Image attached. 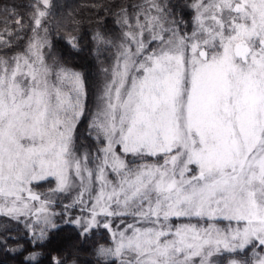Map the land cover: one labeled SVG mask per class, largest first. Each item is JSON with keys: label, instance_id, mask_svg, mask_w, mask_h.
I'll use <instances>...</instances> for the list:
<instances>
[{"label": "snow or ice", "instance_id": "snow-or-ice-1", "mask_svg": "<svg viewBox=\"0 0 264 264\" xmlns=\"http://www.w3.org/2000/svg\"><path fill=\"white\" fill-rule=\"evenodd\" d=\"M27 6L0 0V252L264 264V0L96 3L88 31Z\"/></svg>", "mask_w": 264, "mask_h": 264}, {"label": "trees", "instance_id": "trees-1", "mask_svg": "<svg viewBox=\"0 0 264 264\" xmlns=\"http://www.w3.org/2000/svg\"><path fill=\"white\" fill-rule=\"evenodd\" d=\"M29 2L30 0H3V3L8 6H18V11L24 16L26 21L30 13V9L27 6ZM122 2L123 0H54L56 7L53 9V17L49 27L54 30L59 29L63 31L65 28L71 27L73 21H76L81 25V31H88L93 27V24H90L89 21H95L98 11L93 9V4H119ZM103 18L108 23V26L112 27V18L109 17L106 12L103 13ZM57 47L59 48L60 45ZM70 63L75 65L78 70L88 72L91 78L97 76L95 63L92 61L87 50L80 56L70 60ZM9 227L12 230L8 234L14 239L20 240L21 237L17 234L15 225L12 224ZM68 235H70V233H61L60 236L57 237V241L65 239ZM97 239L99 240L100 238L97 237ZM21 243H23V240H21ZM9 247L14 248L16 245L10 242ZM61 247L63 254L69 256L70 264H72L73 261H75V264H95V257L91 252V243L85 245L83 249H81L80 244L76 241H69ZM12 255V253L5 255V253L0 252V262H2V264H18L17 260L11 258Z\"/></svg>", "mask_w": 264, "mask_h": 264}, {"label": "rangeland", "instance_id": "rangeland-1", "mask_svg": "<svg viewBox=\"0 0 264 264\" xmlns=\"http://www.w3.org/2000/svg\"><path fill=\"white\" fill-rule=\"evenodd\" d=\"M43 190V189H42ZM12 225V224H11ZM10 225H8V227H9Z\"/></svg>", "mask_w": 264, "mask_h": 264}]
</instances>
